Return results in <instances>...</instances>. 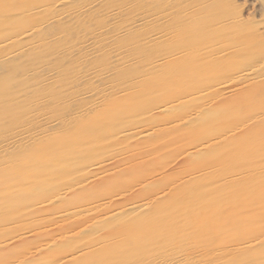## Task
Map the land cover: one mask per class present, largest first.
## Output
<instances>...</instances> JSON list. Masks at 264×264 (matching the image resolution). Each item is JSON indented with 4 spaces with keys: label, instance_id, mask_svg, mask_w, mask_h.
<instances>
[{
    "label": "rangeland",
    "instance_id": "1",
    "mask_svg": "<svg viewBox=\"0 0 264 264\" xmlns=\"http://www.w3.org/2000/svg\"><path fill=\"white\" fill-rule=\"evenodd\" d=\"M8 1L5 13L18 12L19 0ZM86 1L1 26L0 137L19 131L24 140L0 149V264H60L74 251L73 264H164L186 253L183 264H263L264 0H101L74 15ZM116 2L125 8L118 20L101 18ZM149 13L156 17L139 21ZM249 65L252 78L235 79ZM109 66L106 82L88 79ZM89 89L105 93L83 113L88 103L77 94ZM83 126L92 129L78 139ZM56 129L77 131L72 149L55 150ZM76 141L87 152L65 168ZM45 145L63 166L32 188L35 165L51 160L24 157ZM131 202L146 205L106 221ZM63 232L69 239L47 246Z\"/></svg>",
    "mask_w": 264,
    "mask_h": 264
},
{
    "label": "bare ground",
    "instance_id": "2",
    "mask_svg": "<svg viewBox=\"0 0 264 264\" xmlns=\"http://www.w3.org/2000/svg\"><path fill=\"white\" fill-rule=\"evenodd\" d=\"M4 0H0V3L1 2H3ZM17 1V0H16ZM71 0H54V5L55 6H57V5H68V3L70 2ZM100 1L101 0H99V2H98V0H88V2L87 3H85V4H83V6H80L79 7V9H77V7H74V8H76L78 11L77 12H75L74 13V15L76 14V13H81L80 11H82V13L83 12H85V11H87V13H88V11H90L92 8L93 9H95L96 7L95 6H98V4L100 3ZM104 1V0H103ZM102 1V2H103ZM107 1V0H106ZM148 1V0H147ZM151 1V0H150ZM9 1L7 0V3H8ZM32 1L31 0H19V2H17V3H14V5L15 6H17L16 8L19 10L18 12H15V13H10V12H6L5 13V11L3 10V7H2V5H0L1 7H2V14L0 13V36L3 34V32H2V30H3V28H1V26L5 23V22H8L10 19H12V18H17V17H25V21L27 22V21H29V23H27V24H30V20L32 21V16L33 15H38L37 13H41V14H43V12L44 11H46V10H48V9H54V7L55 6H53V5H50V6H47V4H44V3H41V2H37V3H35V1H34V4L33 3H31ZM47 2H49L50 3V1H47ZM52 2V1H51ZM78 2H80V1H78ZM98 2V3H97ZM137 2V1H136ZM31 3V4H30ZM46 3V2H45ZM9 4V3H8ZM66 5V6H67ZM71 5V4H70ZM82 5V4H81ZM136 5V4H135ZM52 6V7H51ZM78 6V5H77ZM124 6H128V8L129 9H132L133 7H134V4L133 3H128V4H124ZM63 7V6H62ZM95 7V8H94ZM121 7H123V5H121V4H119V6H118V3L116 2L115 4H113V5H111V6H107L106 8V10H105V8H104V10H102L101 12H102V14L100 15V17L102 18V17H105V18H107L109 21H111L112 19H117L118 20V14H119V12H120V10L121 9H124L125 10V8H121ZM72 8V7H71ZM137 8V7H136ZM58 9V8H57ZM60 9H62V8H60ZM86 9V10H85ZM127 9V8H126ZM67 11V10H66ZM47 12V11H46ZM58 12H60V11H58ZM122 12V11H121ZM120 12V13H121ZM35 13V14H34ZM54 15H55V13H54ZM63 15V14H62ZM66 15V14H65ZM73 15V14H72ZM72 15H71V17H72ZM156 14H152V13H149V14H145V15H142V16H140L139 17V21L140 20H144L145 21V19L147 18L148 20H150V19H153V18H155L156 16H155ZM160 15V14H159ZM52 16V15H51ZM76 16H78V15H76ZM75 16V17H76ZM57 17V16H56ZM69 17H70V15H69ZM52 18V17H51ZM61 18V17H60ZM62 18H64V17H62ZM66 18V17H65ZM67 19V18H66ZM104 19V18H103ZM57 20H60V19H58V17L56 18V19H54V22H56ZM102 20V19H101ZM147 20V21H148ZM116 21V20H115ZM146 21V22H147ZM52 22V21H51ZM62 22V21H61ZM64 22V21H63ZM113 23H114V21H112ZM131 22H132V20H131ZM134 22V21H133ZM65 23V22H64ZM70 23V22H69ZM104 23H106V22H104ZM32 24V23H31ZM40 24V23H39ZM39 24H37L36 25V23L34 22L33 23V25H31L30 26V28L28 29V31L24 34V37H29V34H30V32H31V30L33 29V27L35 26L36 28L39 26ZM63 24V23H62ZM62 24H61V27H62ZM128 24H130V23H128ZM64 25V24H63ZM29 26V25H28ZM43 26V25H42ZM57 26H59V22H58V25H56V27ZM67 26V25H66ZM65 26V28H67L68 29V27H66ZM74 26V25H73ZM70 28V27H69ZM130 28V27H129ZM126 29H127V27H126ZM58 30H62L61 28L60 29H58ZM65 30V29H64ZM55 31V30H54ZM67 31H69V30H67ZM63 32V31H62ZM91 32V31H90ZM129 32V31H128ZM51 33H53V32H50V34ZM57 33V31H55V33H53V35L55 36V34ZM149 34V33H148ZM52 35V34H51ZM51 35H50V37H51ZM52 35V36H53ZM61 35V34H60ZM98 35V34H97ZM57 36V35H56ZM96 35H94L93 37H95ZM151 36V35H150ZM149 36V37H150ZM10 37H12V36H9V34H5V36L3 37L4 39L2 40V41H5V40H7V39H9ZM49 36H48V38H50ZM92 37V36H91ZM146 37V36H145ZM149 37H146V39L147 38H149ZM21 38V37H20ZM45 38H47V37H44V39ZM55 37H52L51 39L53 40ZM96 38V37H95ZM35 40V39H34ZM55 40H57V39H55ZM55 40H53V41H55ZM81 40V39H80ZM79 40V41H80ZM91 40V38H89V37H87L86 38V40H83V42L82 43H84V45L83 46H85L86 48H88L91 44H89V42L88 41H90ZM95 40V39H94ZM149 41V40H148ZM8 42V41H7ZM34 42V41H33ZM36 42V41H35ZM46 42V41H45ZM50 42H51V40L50 41H48L47 42V45H51L50 44ZM11 43V42H10ZM42 43H44V41L42 42ZM55 43V42H54ZM61 44H63V43H61ZM57 45V44H56ZM60 46V45H59ZM105 46V45H104ZM66 47V46H65ZM84 48V47H83ZM51 50H52V47L50 48ZM66 49V48H65ZM108 49V48H107ZM111 48H109V50H110ZM57 50H58V48H57ZM63 50V49H62ZM69 50V49H68ZM76 50V49H75ZM106 50V49H105ZM116 50V49H115ZM55 51V50H54ZM54 51H52V52H54ZM100 51V50H99ZM98 51V52H99ZM107 51V50H106ZM92 52V51H91ZM90 52V53H91ZM103 52V51H102ZM12 53V52H11ZM64 53V52H63ZM90 53H88V54H90ZM107 53V52H106ZM105 53V54H106ZM48 54V53H47ZM53 54V53H52ZM92 54V53H91ZM98 55V54H97ZM102 55H104V54H102ZM107 55V54H106ZM52 56H54V55H52ZM51 56V57H52ZM55 57H56V55H55ZM37 58H39V57H37ZM95 58H97V57H95ZM105 58V57H104ZM98 59V58H97ZM106 59V58H105ZM50 60V59H49ZM98 61V60H97ZM127 62V61H126ZM96 63V62H95ZM34 64V63H33ZM97 64V63H96ZM111 64V63H110ZM109 63H108V65H110ZM246 64V63H245ZM249 64V63H248ZM30 65V64H29ZM29 65H28V67H29ZM105 65V64H104ZM107 65V66H108ZM112 65V64H111ZM34 66V65H33ZM92 66V65H91ZM99 66V65H98ZM254 66L255 65H252V66H250L249 65V67H246L245 69H242V70H240V71H238V72H236L235 73V79L237 78V80L238 79H242L243 80V82L244 81H247L248 79H251L252 78V76L256 73V71H257V67L256 68H254ZM32 66H30V68H31ZM61 67V66H60ZM102 67V66H101ZM113 68V66H109V68H105L104 67V69L100 72V74L98 73V74H94L95 76H93V75H89V77H88V79H92V78H98V79H101L103 82H106V73L107 72H110V68ZM259 67V66H258ZM56 68V67H55ZM90 68V67H89ZM24 69V67L22 68V70ZM53 69V68H52ZM59 69V68H58ZM57 69V70H58ZM99 69V68H98ZM101 69V68H100ZM97 70V69H96ZM30 71V70H29ZM113 71V70H112ZM58 72V71H57ZM97 72V71H96ZM29 73V72H28ZM31 73V72H30ZM48 73V72H47ZM69 73V72H68ZM91 73V72H90ZM94 73H95V71H94ZM71 74H73V73H70V75ZM47 75V74H46ZM20 76V75H19ZM93 76V77H92ZM258 77V76H257ZM48 79H50V75H49V73H48V77H47ZM46 78V79H47ZM256 78V77H255ZM68 79V78H67ZM237 80H235V81H237ZM250 81V80H249ZM252 81V80H251ZM67 83V82H66ZM65 83V84H66ZM237 83V82H236ZM242 83V82H241ZM124 84V83H123ZM63 85H64V83H63ZM67 85V84H66ZM69 85V84H68ZM113 85V84H112ZM65 86V85H64ZM68 87V86H67ZM113 87V86H112ZM118 85H116L115 84V87L114 88H111L110 86L107 88V91H108V93H107V95L108 96H110L111 97V99H115V98H118ZM66 91V90H65ZM67 93H68V91H66ZM102 92H103V90L101 89V92L100 91H94L93 89H89V90H86V91H83V92H80L79 94H77V98H79V99H83V100H86L87 101V103H88V105H87V107H85L84 109H82L80 112H83V113H85V112H89V110H91L92 109V107L93 106H95L97 103H98V96L100 97V95H102ZM121 92V91H120ZM119 92V93H120ZM105 92H103V94H104ZM65 94V93H64ZM70 94V93H69ZM106 95V94H105ZM70 96H72V95H70ZM69 96V97H70ZM107 96V97H108ZM68 97V96H67ZM109 98V97H108ZM68 99V98H67ZM97 107V106H96ZM94 108V107H93ZM75 114V113H74ZM83 115V114H82ZM91 116V115H90ZM69 117V116H68ZM74 118V117H73ZM51 121H54V119L53 120H51ZM54 123V122H53ZM55 123H58V122H55ZM54 123V124H55ZM51 124H52V122H51ZM58 125V124H57ZM60 125V124H59ZM64 125H66V124H64ZM106 125V124H105ZM104 125V126H105ZM115 125V124H114ZM65 127V126H64ZM61 128V127H60ZM87 128H88V126H83L82 128H81V130H80V132H78L77 133V138L79 139V137H80V134L81 133H85V131L87 130ZM57 129H58V127H57ZM56 129V130H57ZM61 129H63V128H61ZM90 129H92L91 127H90ZM90 129H88V130H90ZM95 129V128H94ZM36 130H37V128H36ZM39 130V129H38ZM87 130V131H88ZM108 130V129H107ZM31 131H32V129H31ZM34 131H35V129H34ZM79 131V130H78ZM19 132V131H18ZM18 132H14L13 133V136H12V134H11V136L10 137H0V149H2V148H4L5 146H8V145H12V144H15V143H22L23 142V140H24V137H22L23 135H24V133H23V135H21L20 133H18ZM40 132V131H39ZM64 132H65V134H64ZM75 132H77V131H74V132H67V130H57L54 134H57V141L55 142L54 140V146L56 147L55 148V150L57 149V151H58V148H59V150L61 151V150H63L65 147H66V149H72V148H69V147H73V145H69L70 143H71V140L72 139H70V138H76L75 137V135L73 136V133H75ZM104 132V131H103ZM107 132V131H106ZM145 134H148V131H147V129L145 130ZM16 133H18V134H16ZM37 133V132H36ZM68 133V134H67ZM40 134V133H39ZM38 134V135H39ZM99 134V133H98ZM19 135H21L20 137H19ZM6 136V135H5ZM54 136V135H53ZM116 136V135H115ZM122 136H123V134H122ZM121 136V137H122ZM25 137H28L27 139H25V142H27V144H30L28 141L29 140H32L33 139V137H35L34 135H27L26 134V136ZM55 138V139H56ZM51 139V138H50ZM52 140V139H51ZM48 142H49V139L47 140ZM52 141V142H53ZM24 142V143H25ZM37 142V141H36ZM39 142H41V141H39ZM82 142V141H81ZM81 142H80V144L76 141V146H75V148H74V150L72 151V152H70L69 154H68V159L66 160L67 162H66V164L67 163H70V164H72V162H74V161H72V160H74L75 158H73L72 157V154L75 152V153H79V154H81V153H84V154H86V152H87V150L85 151V150H83V148L85 147H83L82 146V144H81ZM44 143H46V142H44ZM51 143V142H50ZM32 144V143H31ZM52 144V143H51ZM84 144V143H83ZM68 145H69V147H68ZM29 146V145H28ZM39 145H32V146H30V147H28L29 148V150L31 151L32 150V152L33 151H37V147H38ZM64 146V147H63ZM62 147V148H61ZM68 147V148H67ZM90 147V146H89ZM61 148V149H60ZM40 151H39V157H30V156H25L24 157V161L26 160V163L27 162H32V160L31 159H33L34 161L36 160V161H38L39 162V158H43V157H50V159L49 160H51V161H47V160H43L42 162L43 163H38L39 165L37 166V165H35L36 166V168H34L33 169V171L35 172V174L32 176V181H30V182H32L31 184H33L34 186H32V188H35V186L37 187V186H39L41 183H45L44 181H46V178H45V175L49 172H53V171H57V170H59L61 167H59L58 168V164L55 162V163H53V160L54 159H51L53 156L51 155V154H54V153H52L53 151H51L50 150V148L48 147V145H45V146H40L39 148H38ZM89 149H91V148H89ZM82 150V151H81ZM60 151L58 152V153H60ZM67 151V150H66ZM66 151H64L65 153H66ZM71 151V150H70ZM91 151V150H90ZM90 151H88V152H90ZM46 152V153H45ZM55 152V151H54ZM93 152V151H92ZM99 153V152H98ZM96 154V153H95ZM47 155H50V156H47ZM56 157H60V154H59V156H56ZM67 157V156H66ZM54 158H55V156H54ZM59 159V158H58ZM57 159V160H58ZM61 159V158H60ZM64 159H66V158H64ZM76 161V160H75ZM60 162V161H59ZM65 162V161H64ZM62 163V162H61ZM98 163V162H97ZM91 164V163H90ZM89 164V166H91ZM56 165H57V167H56ZM68 166H66L65 168H68V167H70L71 165H69V164H67ZM94 165V164H93ZM95 166H97V165H95ZM74 168V167H73ZM82 168V167H81ZM80 168V169H81ZM85 168H86V166H85ZM90 169V168H89ZM63 170V169H62ZM74 170V169H73ZM77 170H79V168H77ZM82 170V169H81ZM87 170H88V168H87ZM66 171V170H65ZM62 172H64V171H62ZM75 173V174H74ZM76 169H75V171H73L72 172V174L75 176L76 175ZM79 173V172H78ZM66 174V173H65ZM70 174V173H69ZM79 175V174H78ZM83 175V174H82ZM67 176V175H66ZM71 176V175H70ZM77 176V175H76ZM80 178V177H79ZM44 180V181H43ZM28 183V182H27ZM98 201V200H97ZM96 202V201H95ZM98 203V202H97ZM92 204V203H91ZM97 205V204H96ZM143 205H146V202H131V203H129V204H126V205H122L123 207L122 208H120V209H118V208H115L114 210H111V208L109 209V210H111L112 212L110 213V211H109V215H108V217H109V219H106V221L107 220H112L113 218H116L118 215H130V217H132L131 215H132V213L133 212H135L139 207H142ZM77 207V206H76ZM80 207V206H79ZM99 207V206H98ZM144 207V206H143ZM72 208V207H71ZM81 208V207H80ZM73 209V208H72ZM104 210H105V207L103 208ZM113 209V208H112ZM69 211V210H68ZM75 211V210H74ZM65 212V211H64ZM81 212V211H80ZM136 212H138V210L136 211ZM69 212H67V214H68ZM75 213H79V212H75ZM72 215H73V213H71ZM70 214V215H71ZM62 215V214H61ZM100 218V217H99ZM105 218V217H104ZM107 218V217H106ZM123 218V217H122ZM110 220V221H111ZM105 221V220H104ZM101 222V221H100ZM99 222V223H100ZM126 222V221H125ZM64 233V232H63ZM69 233V232H68ZM70 233H72V232H70ZM99 233V232H98ZM263 233V232H262ZM58 234H60V233H58ZM61 235V234H60ZM59 235V237H60V239L59 240H50V241H48V242H46L47 243V246L49 245V246H51V245H55V246H57L56 244L58 243V242H61V241H63V240H66V239H69V236H66L65 235V233L63 234V235H61L60 236ZM72 235V234H71ZM78 236V235H77ZM102 236V235H101ZM100 236V237H101ZM106 236V235H105ZM105 236H103V237H101L102 239H104L105 240ZM112 236V235H111ZM74 237H76V236H74ZM113 238V237H112ZM261 238V243L262 242H264V236H262V237H260ZM74 239V238H73ZM98 239V238H97ZM97 239H96V241H97ZM100 239V238H99ZM98 239V240H99ZM110 239H111V237H110ZM77 240V239H76ZM86 241L88 242L89 240L87 239V240H85V243H86ZM103 241V240H102ZM101 241V242H102ZM111 241V240H110ZM113 241V240H112ZM45 242V241H44ZM77 242V241H76ZM100 242V243H101ZM81 243H82V241H81ZM245 243V242H244ZM258 243V242H257ZM102 244V243H101ZM40 245H42V244H40ZM63 245H65V244H63ZM80 245H82V244H80ZM86 245H88V244H86ZM103 245V244H102ZM105 245V244H104ZM249 245V244H248ZM251 245H257L256 243L255 244H251ZM45 246V245H44ZM82 246H84V245H82ZM93 246V245H92ZM98 247H99V245H97ZM96 246V247H97ZM61 247H62V245H61ZM70 247V246H69ZM85 247V246H84ZM90 247H91V245H90ZM95 247V246H94ZM95 247V248H96ZM108 247V246H107ZM45 248H46V246H45ZM73 248H75V247H73ZM77 249H78V247H76ZM75 248V249H76ZM79 248H81L80 246H79ZM88 248V247H87ZM92 248V247H91ZM249 248V247H248ZM74 249V250H75ZM82 249V248H81ZM81 249H79V250H81ZM93 249V248H92ZM71 250H73V249H71ZM70 250V251H71ZM90 250V249H89ZM211 250V249H210ZM63 251V250H62ZM181 251V250H180ZM82 252V251H81ZM214 252H216V251H214ZM219 252V251H218ZM217 252V253H218ZM67 253V252H66ZM79 252L77 251H74V252H71V253H69V254H67V255H65V260L62 262V263H60V264H73L72 262L73 261H76L75 259H77L78 260V258H80V257H75L76 256V254H78ZM205 253V252H204ZM207 253V252H206ZM64 254V253H63ZM162 254V253H161ZM173 254V253H172ZM213 254V253H212ZM218 254H220V252L218 253ZM218 254H213L212 256H217ZM81 255V254H80ZM186 255H187V253L186 254H182V259L177 255L176 256V254L174 255V256H171V255H169L168 254V256H167V258H170L169 260H167L166 259V256H165V259L167 260L166 261V263H164V264H183L182 262H185V261H183V257L185 258L186 257ZM79 256V255H78ZM155 256V255H154ZM193 256V255H192ZM204 256V255H203ZM206 256H207V260H208V255L206 254ZM209 256H211V255H209ZM215 256V257H216ZM223 256V255H222ZM162 257V256H161ZM155 258V257H154ZM192 258V257H191ZM211 258V257H210ZM162 259V258H161ZM160 259V260H161ZM18 260V259H17ZM16 260V261H17ZM163 260H164V257H163ZM205 260H206V258H205ZM206 260V261H207ZM210 260V259H209ZM212 260H213V258H211V261L209 262V261H207L208 263H210L211 264V262H212ZM217 260H218V258H217ZM79 261V260H78ZM159 260H157V262H158ZM192 261V260H191ZM200 261V260H199ZM224 261V260H223ZM242 261V260H241ZM250 261V260H249ZM56 262H58V261H56ZM151 262V261H150ZM156 262V263H157ZM162 263V261H159L158 263ZM194 262H195V260H194ZM215 263L217 262V261H214ZM220 262H221V260H220ZM243 262V261H242ZM242 262L240 263V264H242ZM87 263V262H86ZM154 263V262H153ZM152 263V264H153ZM186 263V262H185ZM193 263V262H192ZM199 263H201V262H199ZM199 263H197V264H199ZM205 263V262H204ZM208 263H205V264H208ZM219 263V262H218ZM3 264H23L21 261H17L16 263L15 262H5V263H3ZM76 264V263H75ZM78 264V263H77ZM150 264V263H149ZM196 264V263H195ZM203 264V263H202ZM233 264V263H232ZM237 264V263H236ZM244 264V263H243ZM254 264V263H253ZM264 264V263H263Z\"/></svg>",
    "mask_w": 264,
    "mask_h": 264
}]
</instances>
